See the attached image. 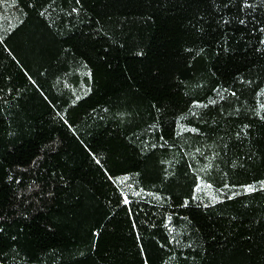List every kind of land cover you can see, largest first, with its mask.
Segmentation results:
<instances>
[{
    "label": "trees",
    "instance_id": "1",
    "mask_svg": "<svg viewBox=\"0 0 264 264\" xmlns=\"http://www.w3.org/2000/svg\"><path fill=\"white\" fill-rule=\"evenodd\" d=\"M0 264H264V0H0Z\"/></svg>",
    "mask_w": 264,
    "mask_h": 264
}]
</instances>
